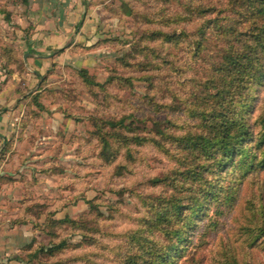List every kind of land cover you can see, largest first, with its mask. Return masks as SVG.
Listing matches in <instances>:
<instances>
[{"label": "rangeland", "instance_id": "374dc122", "mask_svg": "<svg viewBox=\"0 0 264 264\" xmlns=\"http://www.w3.org/2000/svg\"><path fill=\"white\" fill-rule=\"evenodd\" d=\"M162 1L89 0V46L81 38L73 54L54 50L41 67L26 50L24 0H0V231L17 227L0 264H151L150 249L172 243L168 264H264L263 122L244 143L253 165L237 156L205 170V182L189 172L203 170L189 141L204 132L198 111L224 82L220 53L246 37L213 32L212 20L243 31L251 3ZM184 4L205 12L161 23L162 7L171 15ZM161 33L185 36L165 42ZM236 85L249 95L248 122L264 116V83ZM123 117L126 130L109 127ZM210 185L217 201L195 217L173 208ZM167 223L182 236L166 238Z\"/></svg>", "mask_w": 264, "mask_h": 264}, {"label": "trees", "instance_id": "16d2710c", "mask_svg": "<svg viewBox=\"0 0 264 264\" xmlns=\"http://www.w3.org/2000/svg\"><path fill=\"white\" fill-rule=\"evenodd\" d=\"M246 1L251 3L249 9L251 10L252 16L248 15L245 17V22H247V24L243 27V31H238L235 27H224L216 24V21H219V19L216 21L212 20L213 24L210 30L213 32H217L222 36H237L236 40L240 38V35L246 37L237 41V46L230 45L220 53V61L216 70L219 77H224V82L222 78H218V81H222L217 85L218 91L213 95H208V97L213 99H209V103L206 104L205 108L202 111H198L200 117H202L201 121L205 124L204 132L195 135L197 138H193L189 141V145L193 146L197 151V158L203 153V159L205 161H202L200 165L203 170H190L189 172L192 171L197 180L203 182L206 181L203 175L205 170L215 171L216 169L213 168L217 167L218 169L229 166L230 163L234 162L237 156L243 157L242 162H246V166L253 165L255 155L252 153L247 157L248 155L246 152L249 149L244 146L248 136L251 135L248 131V127L254 129L258 124V120L264 124V116L261 114L254 116L255 118L253 117L250 123L248 122L244 113L250 106L249 95L247 93L242 94L236 92L237 81L238 84H244V81H249L254 84L264 83V0H244V2ZM162 2L167 3L169 0H163ZM161 11V23L163 25L174 22L177 24L179 22L191 23L201 12H205L203 10L201 12L197 11V8H193L189 4L181 5L180 10L171 15L164 7L161 8ZM259 16H261V19L257 21L256 19ZM251 18L252 20L250 21ZM184 36L181 33L176 37L174 35L161 33V37L165 42L174 39L176 42L184 38ZM62 50L63 49H57L56 52H62ZM81 72L84 73L85 70H81ZM235 95L238 97H235ZM227 99H230V101L228 102ZM108 125L115 131H123L128 127L124 117L114 122L108 121ZM100 132L102 135H105L106 129L102 127ZM158 134H160V130ZM121 140L127 141L128 139L122 135ZM260 160V162L264 161L262 157ZM200 192L193 190L192 193L184 197L185 201L183 203H173V208L178 211L179 214L180 212L183 213L184 210H189L188 216L195 217L200 212L203 202L217 201L218 193L211 185L204 187ZM165 212L167 211L165 210ZM165 212L161 210V214L157 213L154 217L156 225H160V230L161 218L166 217ZM187 224L186 226L188 227L190 223L188 222ZM164 225V228L162 227V233L166 238L169 239L172 236L178 237L180 234V236H182L183 231L181 232L180 227L176 229L169 223ZM181 238L182 237H179L177 240L180 241ZM63 246L64 241L56 244L51 243L49 246L42 247L41 249L44 250V248H48L50 251H56L63 248ZM174 246L173 243L171 245L169 244L166 247L167 251L160 253L157 249V245H154L149 252V254H151L150 256H153L151 264H168ZM145 256V253L141 252L139 255L133 256L132 260H137L139 263L141 260L145 259ZM15 259L20 260L19 257H15ZM148 261L149 259L146 258V262Z\"/></svg>", "mask_w": 264, "mask_h": 264}, {"label": "crops", "instance_id": "0c3cea01", "mask_svg": "<svg viewBox=\"0 0 264 264\" xmlns=\"http://www.w3.org/2000/svg\"><path fill=\"white\" fill-rule=\"evenodd\" d=\"M24 2L27 9L23 17L33 26L28 35L25 34L26 50L33 54L31 57L35 64L38 59L41 67L48 65L51 54L57 49L64 48L61 54L63 57L69 56L74 44H81V38L87 39L85 43L89 46L88 42L91 39L89 33L94 28L95 21L88 8L89 0H24ZM33 73L37 72L33 69ZM16 229V226H11L6 231H0V259L7 251L13 249L12 235Z\"/></svg>", "mask_w": 264, "mask_h": 264}]
</instances>
